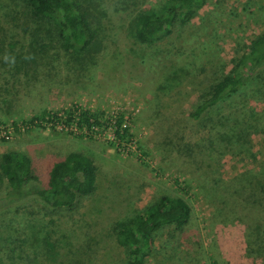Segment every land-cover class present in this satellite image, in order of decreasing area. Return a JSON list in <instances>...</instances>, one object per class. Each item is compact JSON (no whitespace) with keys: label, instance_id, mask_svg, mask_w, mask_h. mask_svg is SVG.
I'll list each match as a JSON object with an SVG mask.
<instances>
[{"label":"rangeland","instance_id":"1","mask_svg":"<svg viewBox=\"0 0 264 264\" xmlns=\"http://www.w3.org/2000/svg\"><path fill=\"white\" fill-rule=\"evenodd\" d=\"M162 1L102 0V49L94 69L83 72L77 81L65 83L62 78L49 90L31 89L17 72L13 56H7L3 65L0 62V100L10 104L3 106L6 115L0 121L20 122L39 114V108L61 116L75 107L98 110L105 124L113 115L115 120L122 116V127L128 129V141H136L137 151L127 148L128 141L123 148L111 145L113 129L108 126L97 128L90 139L86 135L75 139L56 129H31L0 142V155L12 150L28 157L38 179L35 187L45 185L49 165L62 160L66 152L82 154L96 167V191L78 215L49 216L48 210L32 200L1 210L0 264H122L125 255L116 242L115 224L165 196L187 201L191 216L172 242L166 243L165 231L157 233L147 264H162L163 259L169 264H264V231L259 238H247L242 225L215 220L213 203L219 186L202 183L174 160L181 145L202 135L188 113L203 88L204 73L242 69V56L250 41L264 32V0H206L190 24L177 27L167 40L133 47L126 36L130 19ZM26 12L27 0H0L6 55L26 48L30 27ZM185 42L200 52L185 50L176 57ZM161 54L167 56L165 70L152 80L153 70L145 66ZM121 68L132 70L133 81L123 77V84L118 85L102 78ZM247 106L256 112L263 130L252 136L248 146L212 154L219 158L225 183H232L244 170L256 173L264 163V96L252 97ZM222 107L220 111L226 112ZM224 153L228 154L222 156ZM255 245H262L263 250L250 253Z\"/></svg>","mask_w":264,"mask_h":264},{"label":"trees","instance_id":"2","mask_svg":"<svg viewBox=\"0 0 264 264\" xmlns=\"http://www.w3.org/2000/svg\"><path fill=\"white\" fill-rule=\"evenodd\" d=\"M141 1L148 3L151 0ZM205 5L206 0H163L158 7H145L130 19L126 36L133 47L155 45L167 40L177 27L190 24ZM26 13L30 27L22 53H4L3 26L0 25L1 65L13 56L17 61V72L26 86L49 90L59 85L58 80L62 78L65 83H70L83 76V72L94 69L105 37L102 0H27ZM184 46L176 57L185 50H189V54L197 50L189 42ZM140 54L135 56L140 57ZM166 58L164 54L156 55L145 66L149 71L153 70L152 80L164 72ZM241 63L240 70L224 73L210 69L204 73L203 88L188 113V118L202 135L195 142L181 145L174 160L184 167L186 173L203 180L202 183L210 181L219 186L218 198L213 203L215 220L240 224L247 238H259L260 232L264 231V163L256 173L244 170L234 177L232 183H225L222 182L221 167H218L219 158L212 154L216 150L230 153L236 146L239 149L243 145L248 146L252 136L263 130L260 119L247 102L256 95L264 96V32L250 41ZM134 67L135 63L132 70ZM132 70L121 68L120 71L103 74L102 78L122 85L123 77L133 81ZM108 74L111 76L106 78ZM222 106L226 112L220 111ZM63 112L64 116L58 117L57 113L50 116L49 130H54V126L59 124H74L77 132L72 135L75 139L83 138V130L90 139L97 128L107 127L101 122L103 113L98 110L75 107ZM46 115L48 113L44 109L40 110L39 114L29 118L28 123L43 120ZM122 122V116H118L111 145L121 146L130 138ZM36 129L45 131L47 128L39 125ZM35 183L38 179L31 172L27 156L15 151L0 155V212L8 205L16 206L32 200L48 210L49 216L78 215L84 202L96 191V167L82 154L69 153L49 165L44 186L35 187ZM191 211L187 201L165 196L137 210L132 218L117 222L114 227L116 242L125 255L122 264H147L157 233L165 231L166 243L172 242L188 224ZM255 246L250 253L263 250L262 245ZM163 248L166 249L165 246ZM161 262L169 264L165 259Z\"/></svg>","mask_w":264,"mask_h":264},{"label":"built area","instance_id":"3","mask_svg":"<svg viewBox=\"0 0 264 264\" xmlns=\"http://www.w3.org/2000/svg\"><path fill=\"white\" fill-rule=\"evenodd\" d=\"M113 114V113H111ZM53 115L51 113H48V115H46L44 117L43 120L37 121V120H33L30 123H28L29 119H26L24 122H16V124L14 125L13 122H9V123H1L0 122V141L3 142H7L9 140H11L14 136L17 135H21L23 133H25L27 130H31V129H36V126H44L48 129V127H50V123H49V119L51 118L50 116ZM57 116H61L60 114H57ZM115 116H111V118L109 119L108 123H106V126H108V128L113 129L114 125H115ZM47 121V122H46ZM125 127V126H123ZM54 129H56L57 131L60 132H65V133H70V134H75L77 132V129L75 127L74 124H70L68 126H64L63 124H59L54 126ZM93 130H95V128H93ZM95 134L97 133V130H95ZM83 135H85V131L83 130ZM113 135V133H112ZM124 143L121 144V148L124 147L123 145ZM127 148L130 149L133 152H137L136 151V141L134 139H130L127 144H126Z\"/></svg>","mask_w":264,"mask_h":264},{"label":"crops","instance_id":"4","mask_svg":"<svg viewBox=\"0 0 264 264\" xmlns=\"http://www.w3.org/2000/svg\"><path fill=\"white\" fill-rule=\"evenodd\" d=\"M5 51H6V47H5ZM4 105H6L7 107H10V104H8V103H4L3 100H0V116H3L2 118H4L5 115H6L5 113L2 112V110H3V106H4ZM43 109H44V108H43ZM43 109H42V108H39V111H40V110H43ZM7 110H8V109H7ZM2 118H1V119H2ZM3 120H6V119H3ZM23 144H24V146H25V143H23ZM10 151H12V150H10ZM8 152H9V151H8ZM5 153H6V152H5ZM69 153H70V152H66L65 156H66L67 154H69ZM65 156H64V157H65Z\"/></svg>","mask_w":264,"mask_h":264}]
</instances>
